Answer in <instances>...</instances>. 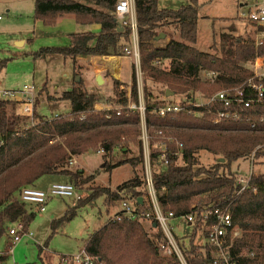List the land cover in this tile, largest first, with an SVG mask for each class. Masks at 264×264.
<instances>
[{
    "label": "trees",
    "instance_id": "trees-1",
    "mask_svg": "<svg viewBox=\"0 0 264 264\" xmlns=\"http://www.w3.org/2000/svg\"><path fill=\"white\" fill-rule=\"evenodd\" d=\"M117 1L34 0V18L44 27H54L60 18L73 15L77 24L97 25L100 31L75 34L68 46L43 48L34 53L33 58L60 56L76 61L78 58L123 57L124 49L131 44V31L128 27L121 28L116 20ZM159 2L135 0L143 103L155 165L154 186L161 208L165 213L172 212L176 218L191 214L194 207L228 210L234 228L240 233L230 250L233 258L237 264H264V175L252 178L243 192L238 183L239 177L244 175L240 171L241 162H251L254 157L253 167H264V104L248 110L241 122L221 124H214L213 112L208 108L189 106L188 112L172 119L160 118L156 112L165 104L193 105L199 92L210 96L241 87L251 79L258 82L254 70L246 65L254 66L257 57L264 55V38L258 45L252 36L243 40L224 34L218 43L214 38V53L200 51L196 47L200 20L198 0H191L178 10L160 9ZM252 26L256 28L255 34L264 31V27L255 23ZM167 29H174L179 40L171 38L163 44L156 41ZM5 66L1 64V69ZM262 81L264 83V78ZM113 83L116 100L123 99L125 89L130 87L133 103L139 105L135 68L130 86L117 80ZM168 92L174 97L167 98ZM61 100L70 103L71 112L54 120L35 114L34 128H27L24 119L9 112L14 102L0 100V238L9 226L17 223L23 224L28 232L35 215L28 212L21 194L24 189L35 188L39 179L63 177L65 183L74 185L77 190L92 185L100 172L86 177L84 171L70 168L72 160L89 151L104 150L105 172L125 165L136 170L144 164L139 111L126 110L121 116L113 110L92 114L102 97L89 94L83 85L65 92ZM159 132L183 144L181 161L174 157L176 145L168 144L170 163L167 168L155 163L159 148H155L154 134ZM126 139L138 143V156L116 165L108 164L107 160ZM201 153L213 156L214 165H202ZM144 188L143 175L137 172L116 190L88 187V195L68 212L65 220H72L78 208L101 197L105 198L109 210L121 206L123 201L134 203L139 211L148 210ZM154 225L151 224L153 234H150L140 221L110 218L86 241L84 249L103 264H176L174 257L167 259L160 254L163 234ZM192 227V236L178 239L184 256L189 264H211L212 249L196 242L198 232L208 237L207 228L200 223Z\"/></svg>",
    "mask_w": 264,
    "mask_h": 264
},
{
    "label": "rangeland",
    "instance_id": "rangeland-1",
    "mask_svg": "<svg viewBox=\"0 0 264 264\" xmlns=\"http://www.w3.org/2000/svg\"><path fill=\"white\" fill-rule=\"evenodd\" d=\"M244 1L250 0H198L200 9L198 42L196 45L198 50L214 53L215 51L212 49L214 38L215 42L218 43L220 36L224 34H231L236 38L246 40L244 38L247 33L244 32L243 27L246 25L244 21L247 20L241 19V14L245 12L242 11L241 7ZM190 3L191 0H160L159 8L178 10ZM0 16L2 18V21H0V92L20 91L25 87L35 89L34 96L36 99L33 120L31 117L19 116L25 120V126H31L33 121H37L35 114L45 120H54L61 116L66 117L71 112V105L69 102L61 100L62 95L84 83L87 92L101 96L102 101L100 103L111 106L112 110L123 109L124 112L129 103H133L130 87L125 89L126 95L123 99H115L113 79L110 80L108 74H104V77L109 79L106 84L102 86L95 84L97 82L94 80V69L87 64L85 58H80L76 62L60 56H47L36 60L33 58V54L43 48L66 47L70 44L68 37L63 40L65 36L62 33L64 30L62 27H58V29L45 28L41 22L35 20L34 0H0ZM69 17H72V15H66V20ZM65 24L67 23H61V26H66ZM75 26L77 27L76 24ZM89 32L98 33L99 31L90 28ZM165 32L168 37L160 41L161 44L167 41L168 38L179 40V35L174 29H167ZM250 32V36L247 37L256 38L258 33L255 34L251 27ZM68 33L74 32L69 30ZM24 39L28 41L24 46L21 47V44H16L23 42ZM129 60L126 61L123 68V79L121 81L129 80L131 69L130 84H132V70L135 68L136 72L140 73L141 58L138 65L133 59L129 58ZM3 63L6 66L1 69ZM246 66L253 69L255 74H264V67L251 66L250 64ZM79 78L81 79L78 83ZM137 86L140 88L143 100L142 73L137 78ZM120 89L122 90V87ZM211 96L213 95L206 96L199 92L196 94L195 99L199 103H204ZM11 109H9L10 113H12ZM16 109L23 114V105L18 104ZM139 127L141 129V126ZM140 134L142 136V130H140ZM156 136L158 134H154L157 145L155 148H159L160 140L158 144ZM126 141L113 152V155L107 160L108 164L116 165L122 160L138 156V143L133 140L131 142L126 139ZM99 150L101 149L89 151L74 159V163L70 164V168L73 170L84 171L86 177L100 172L92 185L83 190H78L83 196L82 200L88 195V191H86L88 187H105L116 190L118 186L133 178L135 172L138 174L143 173V166L134 170L129 165L117 167L111 172L103 171L105 159L104 154H99ZM199 158L204 166L214 165L215 158L207 153H201ZM240 164L242 174L250 171H254L255 174H264V167L262 166L252 167L248 161ZM65 182L63 177L46 176L39 179L34 187L38 190H46L49 185ZM78 205V202L70 198L54 197L49 200L46 212L41 213L37 206L26 204L28 212L34 214L35 218L28 228V233L15 245L8 231L18 227L19 224L7 228V233L0 238V264H59L62 257L79 254L92 235L100 230L110 218L122 212L120 205L109 210L105 205V198L101 197L93 203L78 208L77 214L72 220H65L68 212ZM143 225L146 227L148 223L143 222ZM171 226L175 237L179 240L194 234V228L188 226L182 220H173ZM196 242L199 245L206 244V238L202 232H198ZM1 255L5 256L4 261H1Z\"/></svg>",
    "mask_w": 264,
    "mask_h": 264
},
{
    "label": "built area",
    "instance_id": "built-area-1",
    "mask_svg": "<svg viewBox=\"0 0 264 264\" xmlns=\"http://www.w3.org/2000/svg\"><path fill=\"white\" fill-rule=\"evenodd\" d=\"M116 20L121 28L128 27L131 31V44L124 49L126 58L133 59L138 65L140 62V51L138 42V24L136 20L135 0H118L115 8ZM241 19L247 20L250 23H255L260 27H264V0H257L253 6L241 14ZM0 20H2L0 16ZM257 44L261 45V39L257 40ZM256 66L264 67V55L257 57L255 61ZM136 72V76H141ZM259 79L256 82L254 79L249 80L243 86L238 88H231L219 91L213 96L206 99L204 103L196 102L195 104L182 105L165 104L157 108L156 112L160 118H174L182 112L187 111V107L201 109L208 108L213 112L214 124H221L223 122H241L246 117L248 110L253 109L257 105L264 104V83L262 79L264 74H256ZM35 89L33 87H25L20 91H4L0 92V100L10 101L15 104L23 105V116L31 117L33 120L35 113ZM140 96V103L136 105L129 103L125 108L127 111H139L141 117V141L143 143L144 164H143V178L145 182L144 201L147 203L148 210L139 211L136 205L130 201H123L121 204L122 212L116 214L112 219L114 221H121L127 218L133 221L147 222L148 224H155L154 227L161 230L163 240L160 242L159 251L164 258L176 259V264H189L184 256L183 250L180 246L179 240L175 237L171 223L175 219L182 220L188 226H197L198 223L204 225L208 231L206 244L212 249L213 260L211 264H237L235 258L231 254L234 240L240 236V233L234 228L232 215L228 210L220 208H193V212L181 218H176L172 212L165 213L160 205L157 191L154 186L155 165L153 164L152 152L150 148L151 136L148 132V125L145 118V107L141 97L140 88L138 87ZM112 111V107L109 110ZM118 116L123 114V109L113 110ZM100 110L95 108L94 113L97 115ZM89 114V115H92ZM82 119L85 115L81 116ZM109 118V117H108ZM36 122H32L31 126L27 128H34ZM254 127V125H252ZM156 138L160 140L159 155L156 158V165L163 168L169 166L168 144H175L177 152L174 157L179 161L182 159L183 144L177 142L172 137H165L161 132L157 133ZM99 154H104V150H99ZM253 158L250 164L252 165ZM72 160L70 164H73ZM253 167V165H252ZM264 174H255L250 171L247 174L241 175L238 179L241 185V192L248 186L252 178H257ZM54 197H66L75 202L82 200V195L76 187L69 183L52 184L47 190H38L36 188L24 189L21 194L22 202L26 204L35 205L40 209L41 213L46 211V206ZM10 238H12L14 245L21 241V238L28 232H25L23 224L19 223L18 227H14L8 231ZM62 264H103L97 259L92 258L87 254L85 249H82L79 254L74 256H64L61 259Z\"/></svg>",
    "mask_w": 264,
    "mask_h": 264
},
{
    "label": "crops",
    "instance_id": "crops-1",
    "mask_svg": "<svg viewBox=\"0 0 264 264\" xmlns=\"http://www.w3.org/2000/svg\"><path fill=\"white\" fill-rule=\"evenodd\" d=\"M256 1L257 0L244 1L243 4L241 5V7L243 9L242 11L247 12L253 6V4ZM34 9H35V7H34ZM65 17L66 16L60 18L59 21H58V23H57V25L54 26V27H52V28H56V29H58V27L59 28L62 27L64 29L62 33L64 34L65 38H63V40H66V38L68 37V40L71 42V39H72V37L75 34L83 33V32H89L90 31V28H92V30L100 31V27L97 26V25H94V26H84V25L77 24L76 21H75V16H73V15H72V17L67 18V20H66ZM0 21H2V20H0ZM61 23H67V24H65L66 26H61ZM244 23L246 25L243 27V30L245 29L244 32L247 33V35L245 36L244 39H247L248 38L247 36H250V34H251L250 27L253 28L254 32H255L256 28L254 26H252V23H250L248 21H244ZM75 24L77 25V27L75 26ZM71 26H72V28H71ZM246 26H248V27L246 28ZM45 28H47V27H45ZM236 29H237V27H236ZM69 30L73 31L74 33H68ZM98 33H95V34H98ZM166 37H168V35H166ZM262 38H264V31L263 32H260V33H258L256 35V40H260ZM170 39L171 38H168L167 42ZM175 40H177V39H175ZM26 43H28V41L26 39H24L23 42L16 43V44L17 45H20L21 44V47H22ZM55 47H64V46H55ZM78 59L80 60V58H78ZM127 60L130 61L126 57H95V58H85V61H87V64L88 65H91L93 67V69H94L93 75H94V78H95L94 79L95 82H97V78L99 76H101L103 78V80H104V84H106V81H109V79L110 80L113 79V80H117V81L121 82L122 84L125 83L126 85H129L130 84V80H131V69H130L129 80L128 81H125V82H122L121 81L123 79V70H124L123 68H124L125 63H126ZM80 68H83V67H80ZM104 74H108L109 75V79H106L104 77ZM80 79L81 78L78 79V83H79ZM95 84H97V83H95ZM83 85H84V88L87 90V88L85 86V83ZM15 105H17V106H15ZM15 105L11 109V112L12 113H14V111L17 110L16 108L18 107V104H15ZM95 108L98 109V110H100V111H105V110H109V108H111V106H107L104 103H98V104H96ZM14 114H16L18 116L23 115L22 113H19L18 110ZM49 186H51V185H49ZM48 187H47V189H48ZM146 227H147L149 233L150 234H153V231H151L150 224H148V226L146 225ZM3 256L4 255H1V257H3ZM1 261H4V260H1ZM59 264H62L61 261H59Z\"/></svg>",
    "mask_w": 264,
    "mask_h": 264
},
{
    "label": "water",
    "instance_id": "water-1",
    "mask_svg": "<svg viewBox=\"0 0 264 264\" xmlns=\"http://www.w3.org/2000/svg\"><path fill=\"white\" fill-rule=\"evenodd\" d=\"M166 38V35L165 34H161L158 38H156V41L160 42L162 40H164ZM97 84L98 86H102L104 84V80L101 76H99L97 78ZM170 97H174V94L173 93H167V98H170Z\"/></svg>",
    "mask_w": 264,
    "mask_h": 264
}]
</instances>
